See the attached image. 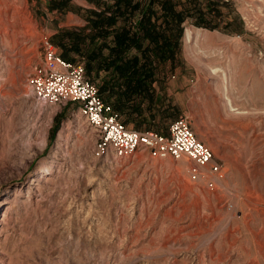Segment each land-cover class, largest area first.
<instances>
[{
  "label": "rangeland",
  "instance_id": "1",
  "mask_svg": "<svg viewBox=\"0 0 264 264\" xmlns=\"http://www.w3.org/2000/svg\"><path fill=\"white\" fill-rule=\"evenodd\" d=\"M219 1L229 27L186 23L162 70L213 174L186 157L96 158L75 106H38L26 84L43 40L93 6L0 0V264H264V0Z\"/></svg>",
  "mask_w": 264,
  "mask_h": 264
},
{
  "label": "trees",
  "instance_id": "2",
  "mask_svg": "<svg viewBox=\"0 0 264 264\" xmlns=\"http://www.w3.org/2000/svg\"><path fill=\"white\" fill-rule=\"evenodd\" d=\"M86 1L93 8L86 10L85 25L60 30L51 44L65 61L83 65L101 100L124 126L163 134L181 113L164 92V65L179 54L186 23L209 30L229 27L230 18L223 12L227 4L219 0ZM68 3L51 0L50 10L70 11Z\"/></svg>",
  "mask_w": 264,
  "mask_h": 264
},
{
  "label": "built area",
  "instance_id": "3",
  "mask_svg": "<svg viewBox=\"0 0 264 264\" xmlns=\"http://www.w3.org/2000/svg\"><path fill=\"white\" fill-rule=\"evenodd\" d=\"M42 46V64L35 66L26 80L32 98L45 108L75 106L80 119L95 135L96 158L122 159L138 153L152 159L186 157L198 167L210 164V173L219 172L217 165H211L213 152L196 139L187 118L172 122L166 135L128 128L101 100L97 85L87 79L81 63L65 61L48 40H43Z\"/></svg>",
  "mask_w": 264,
  "mask_h": 264
},
{
  "label": "bare ground",
  "instance_id": "4",
  "mask_svg": "<svg viewBox=\"0 0 264 264\" xmlns=\"http://www.w3.org/2000/svg\"><path fill=\"white\" fill-rule=\"evenodd\" d=\"M194 36V33L191 29H185V32H184V37H185V40L186 41H190V38L192 39ZM199 37V35H198ZM207 38V37H206ZM188 43V42H187ZM6 203V202H4ZM8 204V203H7Z\"/></svg>",
  "mask_w": 264,
  "mask_h": 264
},
{
  "label": "crops",
  "instance_id": "5",
  "mask_svg": "<svg viewBox=\"0 0 264 264\" xmlns=\"http://www.w3.org/2000/svg\"><path fill=\"white\" fill-rule=\"evenodd\" d=\"M164 92L166 93L167 97L169 98V96H168V94H167V92H166V88H165ZM169 99H170V98H169ZM170 100H171V99H170ZM171 101H172V100H171ZM172 103H173L174 105H176L173 101H172ZM176 106L178 107V105H176ZM178 108H179V107H178ZM179 109H180V108H179ZM180 112H181V110H180ZM180 117H183V116L181 115V113H180V116H179L178 118H180ZM178 118H177V119H178ZM177 119H176V120H177ZM132 127H133V126H132ZM132 127H131V125L128 126V128L133 129ZM143 131H144V130H143ZM163 131H164V130H163ZM167 132H168V129H166V130L164 131L163 134H167Z\"/></svg>",
  "mask_w": 264,
  "mask_h": 264
}]
</instances>
